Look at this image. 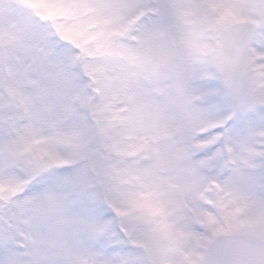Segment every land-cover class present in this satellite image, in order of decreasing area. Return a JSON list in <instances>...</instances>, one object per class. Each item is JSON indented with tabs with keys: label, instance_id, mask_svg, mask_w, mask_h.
I'll list each match as a JSON object with an SVG mask.
<instances>
[{
	"label": "snow or ice",
	"instance_id": "1",
	"mask_svg": "<svg viewBox=\"0 0 264 264\" xmlns=\"http://www.w3.org/2000/svg\"><path fill=\"white\" fill-rule=\"evenodd\" d=\"M0 264H264V0H0Z\"/></svg>",
	"mask_w": 264,
	"mask_h": 264
}]
</instances>
